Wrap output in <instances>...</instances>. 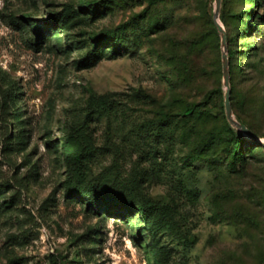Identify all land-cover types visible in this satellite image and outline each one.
Returning a JSON list of instances; mask_svg holds the SVG:
<instances>
[{"label":"rangeland","instance_id":"obj_1","mask_svg":"<svg viewBox=\"0 0 264 264\" xmlns=\"http://www.w3.org/2000/svg\"><path fill=\"white\" fill-rule=\"evenodd\" d=\"M216 7L0 0V264H264V146L223 70L264 140V0Z\"/></svg>","mask_w":264,"mask_h":264},{"label":"water","instance_id":"obj_2","mask_svg":"<svg viewBox=\"0 0 264 264\" xmlns=\"http://www.w3.org/2000/svg\"><path fill=\"white\" fill-rule=\"evenodd\" d=\"M221 0H216V11H215V18H218V10L220 8ZM218 28L223 31V27L217 21ZM223 43L226 44L225 41V34L223 37ZM223 70H224V84L226 86L225 92V107H226V115L229 121L234 124L237 128L241 129L244 133L247 134L249 138H251L255 143L261 144L264 146V140H261L256 134H254L251 129L244 123L240 122L233 113L232 103H231V83H230V71L228 65V59L225 49H223Z\"/></svg>","mask_w":264,"mask_h":264},{"label":"trees","instance_id":"obj_3","mask_svg":"<svg viewBox=\"0 0 264 264\" xmlns=\"http://www.w3.org/2000/svg\"><path fill=\"white\" fill-rule=\"evenodd\" d=\"M197 38H198V36H197ZM196 39V38H195ZM194 39V40H195ZM230 53H231V51H230ZM194 107H188V108H185L184 110H182V112H181V114L182 115H184V116H187V115H190V114H192L193 112H194V109H193ZM242 122V121H241ZM242 123H244V122H242ZM244 124H246V123H244ZM247 125V124H246ZM248 126V125H247ZM249 127V126H248ZM255 146L254 147H256V146H259V145H261V144H254ZM253 147V146H252ZM81 149V148H80ZM83 150V148L80 150V151H82ZM244 152H245V148L242 146V147H238V149H237V153H238V155L239 156H242L243 158H244ZM82 152L81 153H79V154H77V161H79L80 159L82 160V158H83V156H82Z\"/></svg>","mask_w":264,"mask_h":264}]
</instances>
